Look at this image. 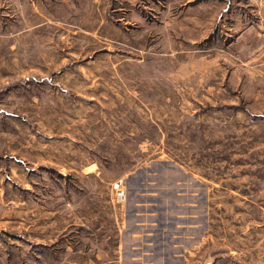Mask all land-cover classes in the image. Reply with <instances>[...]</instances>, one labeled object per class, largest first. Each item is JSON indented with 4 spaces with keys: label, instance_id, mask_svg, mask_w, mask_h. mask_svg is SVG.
<instances>
[{
    "label": "rangeland",
    "instance_id": "rangeland-1",
    "mask_svg": "<svg viewBox=\"0 0 264 264\" xmlns=\"http://www.w3.org/2000/svg\"><path fill=\"white\" fill-rule=\"evenodd\" d=\"M111 3L107 29L74 17L61 63L59 37L0 32V146L45 141L29 172L57 208L1 233L0 264H264L263 58L237 51L227 0Z\"/></svg>",
    "mask_w": 264,
    "mask_h": 264
},
{
    "label": "crops",
    "instance_id": "crops-1",
    "mask_svg": "<svg viewBox=\"0 0 264 264\" xmlns=\"http://www.w3.org/2000/svg\"><path fill=\"white\" fill-rule=\"evenodd\" d=\"M227 2L231 5V15L229 18H221V24L229 22L231 25L229 37H234L232 41L237 44L238 52H246L240 55L248 58H263L260 66L264 68V4L259 0H227ZM111 8V0H0V32L5 30L6 37H12L14 49L15 43L24 42L26 37H31L33 40L37 37L39 41L40 37H59V39L55 38V45L51 50L54 58H58L61 63L64 48L71 50V57L74 58L73 38L65 41L67 42L65 45L63 40V37H74L76 34L74 17H79L83 11L91 10L92 13L88 16L92 17L97 11L100 24L107 29L112 27L109 14ZM39 49L47 51L46 44L39 46ZM46 57V53L39 56L44 60ZM37 67L38 72H47L43 65L39 64ZM70 72L74 73V69ZM1 142L4 145L0 146V234L8 233L14 238L22 237L16 238L17 240L23 239L24 235H18L21 232L15 231L16 224H24V229L29 231L25 232L26 234H30L36 228L41 234V227L45 228L46 225L40 220L46 219L48 212L52 215L57 213V208L48 211V207L44 204L45 199H41L42 194L35 192L38 182L29 172L34 170L31 164L40 163V154L45 155L47 152L45 141L43 140L42 143L41 139L34 137L32 142L27 140L21 143V146H16L9 140ZM32 152L39 156L33 159ZM34 208L37 209L33 210ZM57 221L62 225L55 216L56 230L59 224ZM19 242L25 243V241ZM36 244L46 246L45 241ZM8 251L9 244L0 239V253L8 256Z\"/></svg>",
    "mask_w": 264,
    "mask_h": 264
},
{
    "label": "built area",
    "instance_id": "built-area-1",
    "mask_svg": "<svg viewBox=\"0 0 264 264\" xmlns=\"http://www.w3.org/2000/svg\"><path fill=\"white\" fill-rule=\"evenodd\" d=\"M259 1H260L261 4H264V0H259ZM119 187H120V184L118 183V184H117V188H119ZM118 195L124 197V196H125V190H123V189H119V193H118Z\"/></svg>",
    "mask_w": 264,
    "mask_h": 264
}]
</instances>
